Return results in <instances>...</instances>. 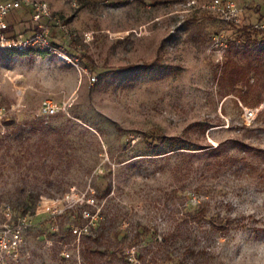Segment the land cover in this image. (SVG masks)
Instances as JSON below:
<instances>
[{
	"label": "rangeland",
	"instance_id": "obj_1",
	"mask_svg": "<svg viewBox=\"0 0 264 264\" xmlns=\"http://www.w3.org/2000/svg\"><path fill=\"white\" fill-rule=\"evenodd\" d=\"M46 1L65 25L53 21L50 34L77 64L37 50L0 52V102L22 103L0 137V202L16 211L28 203L34 220L19 264H264V33L251 44L243 34L264 22V0H233L241 10L233 19L207 8L210 0ZM28 11L8 20L29 19ZM228 58L246 68L249 84L220 85ZM47 99L59 111L45 118ZM244 108L258 111L251 123ZM155 128L207 149L153 150L143 134ZM67 193L71 202L95 198L104 245L88 237L91 222L81 227L86 201L57 230L37 214L42 197ZM140 224L149 232L137 236ZM93 246L117 256L92 254Z\"/></svg>",
	"mask_w": 264,
	"mask_h": 264
},
{
	"label": "built area",
	"instance_id": "obj_2",
	"mask_svg": "<svg viewBox=\"0 0 264 264\" xmlns=\"http://www.w3.org/2000/svg\"><path fill=\"white\" fill-rule=\"evenodd\" d=\"M73 7H78L80 0H67ZM207 8L221 12L228 18L233 19L240 13L238 5L233 0H210ZM31 11L33 23L36 28L31 32H12L10 30V22L8 17L18 11ZM59 25V28L65 31V25L60 19L53 16L50 4L46 0H0V52H24L37 50L45 52L50 56H55L66 63L77 64L78 57L70 51L67 44L58 42L50 34L49 25L52 22ZM254 28L264 31V22L254 24ZM85 42L93 39V32L85 31L83 33ZM224 46V44L221 42ZM11 81H17L8 77ZM92 81H96L97 77L90 76ZM1 85V81H0ZM19 86L17 91L18 98L21 97L23 90ZM22 107L21 101L12 104H4L0 102V137L5 135L9 124L17 116ZM59 106L52 100L43 101L39 116L51 117L58 113ZM256 108H244L243 118L246 123H251L257 117ZM86 196V195H85ZM82 197L80 200L73 201V196L67 193L61 201L58 199H47L42 197L36 206V212L47 214L50 218L53 229H58V219L66 212L74 209L79 203L86 201L88 204H94V197ZM84 217H89L88 210H84ZM0 264H19L24 258L30 255L27 250V234L34 226L32 215L28 212L16 211L11 203L0 202ZM87 229V228H86ZM66 257L69 254H64Z\"/></svg>",
	"mask_w": 264,
	"mask_h": 264
},
{
	"label": "trees",
	"instance_id": "obj_3",
	"mask_svg": "<svg viewBox=\"0 0 264 264\" xmlns=\"http://www.w3.org/2000/svg\"><path fill=\"white\" fill-rule=\"evenodd\" d=\"M94 1H99V0H94ZM140 2H145V0H139ZM31 12V11H28ZM31 23V26H29L28 28H24L25 24ZM21 24L23 26V29H21ZM36 28V25L33 23L32 20V16L29 19H22L20 20L19 17H15L14 20L10 23V30L12 32H22V33H28V31L33 30ZM253 28V29H252ZM264 31L263 30H258L255 29L254 26L251 27V25L249 26H245L244 28V36L246 38V42L248 44L251 43H255L256 42V36L263 34ZM157 63V59L151 61V62H147L144 65L148 67V69L152 66L155 65ZM249 64V68H250ZM252 68V66H251ZM219 83L222 87H230V88H234L236 85H238L239 83H246L249 84V79L247 77V70L246 68L239 66L234 60H232L231 58H228L227 61L225 62V64L223 65V69H222V73L220 75L219 78ZM242 101H244L245 103H247V99L245 95L241 96ZM144 141L146 142V144L153 150H157L159 149L161 146L165 145L166 143H172L173 144H177L178 147L176 148H172L170 151H174L175 149H184L187 151H194L192 152L193 155L195 153H199L197 151H205V149H207V146H202L200 144H195L193 146L192 143H190L187 139L185 138H175V137H169L167 136L160 128H155L149 131L144 132ZM174 147V146H172ZM227 161H233L232 157H228ZM110 193V189L106 190L105 193L100 196V198L105 197V195ZM33 197H38V196H33ZM95 204V202H94ZM94 204H86L84 207L80 208V211L78 213V217L79 219L82 221L81 223V227L82 229H84V226L86 224H89L90 222L92 223L86 230V233L91 232L90 234H88V237L91 238L95 243L99 244L98 246H102L104 245L102 243L103 239L107 237V229L104 227V222H93V216L95 215L96 211L94 209H91V206ZM19 208L21 209L20 211L22 212H28L31 208V206L28 205V203L26 202H20ZM89 210V217H84V210ZM205 209L203 208L201 210V213L203 215H205ZM97 225V226H96ZM213 226L219 227L220 229L224 228V224H218V222H213ZM95 229V230H94ZM100 229V232H98V230ZM148 228L142 224L139 225V230H138V235H141L142 233H147ZM102 240V241H101ZM94 244V245H97ZM107 247V246H105ZM89 252L92 254L95 253H100L102 255H111V256H117V252L115 250H112L111 248H107L106 251H101L97 248L93 247H88ZM187 251L190 254H195V250L191 247L187 248Z\"/></svg>",
	"mask_w": 264,
	"mask_h": 264
},
{
	"label": "crops",
	"instance_id": "obj_4",
	"mask_svg": "<svg viewBox=\"0 0 264 264\" xmlns=\"http://www.w3.org/2000/svg\"><path fill=\"white\" fill-rule=\"evenodd\" d=\"M23 12H25V10H21V11H18V12H16V13H19V15L22 16ZM15 17H16V16H15ZM15 17H14V18H15ZM14 18H13L12 20H10L9 22L11 23V22L14 20ZM22 19H23V18H22ZM20 20H21V19H20ZM21 27H23L22 24H21Z\"/></svg>",
	"mask_w": 264,
	"mask_h": 264
}]
</instances>
